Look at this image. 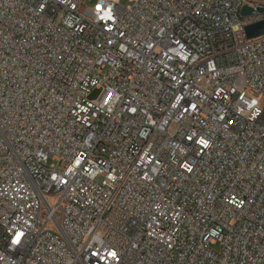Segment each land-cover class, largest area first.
<instances>
[{
    "label": "built area",
    "instance_id": "2783aa9c",
    "mask_svg": "<svg viewBox=\"0 0 264 264\" xmlns=\"http://www.w3.org/2000/svg\"><path fill=\"white\" fill-rule=\"evenodd\" d=\"M127 1L0 0V264H264V0Z\"/></svg>",
    "mask_w": 264,
    "mask_h": 264
},
{
    "label": "water",
    "instance_id": "95a60500",
    "mask_svg": "<svg viewBox=\"0 0 264 264\" xmlns=\"http://www.w3.org/2000/svg\"><path fill=\"white\" fill-rule=\"evenodd\" d=\"M256 14L264 15V9L259 8L253 10L247 6H244L240 11L242 18L255 16ZM245 35L248 40H253L264 36V20L246 26Z\"/></svg>",
    "mask_w": 264,
    "mask_h": 264
},
{
    "label": "rangeland",
    "instance_id": "374dc122",
    "mask_svg": "<svg viewBox=\"0 0 264 264\" xmlns=\"http://www.w3.org/2000/svg\"><path fill=\"white\" fill-rule=\"evenodd\" d=\"M121 4L124 5V6H128L129 5V3H128L127 0H121ZM92 5H93V2L92 3H86V6L87 7H92ZM99 95H100V92L99 91H94L91 94V96H90V100L93 101V100L98 99ZM260 105L262 107H264V98H261L260 99ZM219 249H220V246L219 245L212 247V250H214V251H219Z\"/></svg>",
    "mask_w": 264,
    "mask_h": 264
},
{
    "label": "snow or ice",
    "instance_id": "6c2138e0",
    "mask_svg": "<svg viewBox=\"0 0 264 264\" xmlns=\"http://www.w3.org/2000/svg\"><path fill=\"white\" fill-rule=\"evenodd\" d=\"M111 255H112V256H115V253H112Z\"/></svg>",
    "mask_w": 264,
    "mask_h": 264
}]
</instances>
